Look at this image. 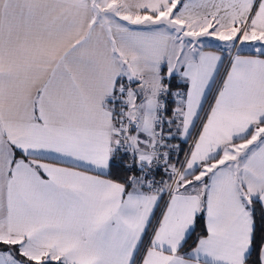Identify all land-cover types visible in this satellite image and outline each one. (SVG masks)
<instances>
[{"label":"snow or ice","instance_id":"1","mask_svg":"<svg viewBox=\"0 0 264 264\" xmlns=\"http://www.w3.org/2000/svg\"><path fill=\"white\" fill-rule=\"evenodd\" d=\"M15 3L47 78L0 74V264H264V0Z\"/></svg>","mask_w":264,"mask_h":264},{"label":"crops","instance_id":"2","mask_svg":"<svg viewBox=\"0 0 264 264\" xmlns=\"http://www.w3.org/2000/svg\"><path fill=\"white\" fill-rule=\"evenodd\" d=\"M61 11L63 10L57 9L53 15H59ZM19 13L20 9L17 7L15 0H9L6 10L0 7V19L6 17L7 21L11 22L19 16ZM36 14L37 16L43 15V10L38 9ZM37 35L35 33L26 35L23 31H18L15 28L9 35L8 29L5 27L3 39L0 40V74L3 76L6 96L4 108L6 110L17 94L24 90L26 81L38 85L47 78L46 73L42 71L41 61L44 57L33 47L37 41ZM75 37V32L64 37L65 46L73 41ZM216 46H211L207 50L214 51ZM251 52V50L240 51L241 54H250ZM32 90L34 91V87ZM157 215H159V212H157Z\"/></svg>","mask_w":264,"mask_h":264},{"label":"rangeland","instance_id":"3","mask_svg":"<svg viewBox=\"0 0 264 264\" xmlns=\"http://www.w3.org/2000/svg\"><path fill=\"white\" fill-rule=\"evenodd\" d=\"M205 40H206V42L211 43V45H212L213 47H215L216 44L218 43V42H215L214 40H212L211 37L205 38ZM256 43H259V42H256ZM261 46L264 47V45H261ZM237 50H238L239 52H240V51H244V50H251V51H252V48H251L249 45L245 44V45H243V46H238L237 49H234V50H233L234 53H235Z\"/></svg>","mask_w":264,"mask_h":264},{"label":"trees","instance_id":"4","mask_svg":"<svg viewBox=\"0 0 264 264\" xmlns=\"http://www.w3.org/2000/svg\"><path fill=\"white\" fill-rule=\"evenodd\" d=\"M170 108H171V105H170ZM200 234H201V228L198 226L197 229H196V233L192 236V238L190 240H188V243H187L186 247L187 248H191L194 245L195 241H196V237L198 235H200ZM0 250H3V247H0Z\"/></svg>","mask_w":264,"mask_h":264}]
</instances>
